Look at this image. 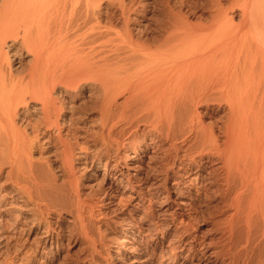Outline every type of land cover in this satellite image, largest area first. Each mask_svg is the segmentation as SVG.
Returning a JSON list of instances; mask_svg holds the SVG:
<instances>
[{"label": "bare ground", "instance_id": "obj_1", "mask_svg": "<svg viewBox=\"0 0 264 264\" xmlns=\"http://www.w3.org/2000/svg\"><path fill=\"white\" fill-rule=\"evenodd\" d=\"M104 204L132 263L264 264V0H0V264H109Z\"/></svg>", "mask_w": 264, "mask_h": 264}, {"label": "rangeland", "instance_id": "obj_2", "mask_svg": "<svg viewBox=\"0 0 264 264\" xmlns=\"http://www.w3.org/2000/svg\"><path fill=\"white\" fill-rule=\"evenodd\" d=\"M81 172V173H80ZM79 174L82 175V172L84 173L83 170H80ZM103 173V171H100L97 175V178L95 180V182L99 183V179L101 177V174ZM96 183V184H97ZM101 212H102V219H101V216H100V230H101V233H103L102 235H104V251H103V257H105L106 259L105 260H108V261H105V262H109V264H139V263H132L131 262V257H122V253H121V247L120 245L123 244L124 241H122L121 243V240L122 239H127V237H124L121 235V226H119L118 224H120L119 222L121 221L120 218L122 217H128V208L129 206H125L124 208L121 209V207H112L111 205L109 204H104L101 206ZM154 208H157L156 205H154ZM117 209V210H116ZM120 210V211H118ZM105 215V216H103ZM53 215H52V219H53ZM105 217V218H104ZM107 217V218H106ZM99 219V220H100ZM54 220V219H53ZM62 226H67V223L65 222H61ZM106 224V225H105ZM29 237V235H28ZM32 237H34V235H32L30 237V240L33 239ZM117 238V239H116ZM33 246L34 244V239L31 240L30 242ZM167 243V241H166ZM75 244V243H74ZM66 245V243L59 248V251H55L54 252V248L55 246L53 245L52 247H50L51 249L48 251L47 254L45 253H40L39 250H36L35 253H34V259H33V262L32 264H38L39 263V258L42 257V258H46L45 256L47 255V257H54L52 259V264H59L63 257L67 255H69L71 258H78L80 256H82L81 252L78 251V249H76L78 247V244L76 245ZM68 246V247H67ZM43 254V255H42ZM80 254V255H79ZM36 258V259H35ZM74 258V259H75ZM111 258V259H110ZM102 263H103V259L100 258L99 259ZM156 261V262H155ZM104 262V263H105ZM157 263V259L154 260L152 262V264H156Z\"/></svg>", "mask_w": 264, "mask_h": 264}]
</instances>
